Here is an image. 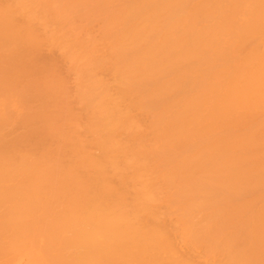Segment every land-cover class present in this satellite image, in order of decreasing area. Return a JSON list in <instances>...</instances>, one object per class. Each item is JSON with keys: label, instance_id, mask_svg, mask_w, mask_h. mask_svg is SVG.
Listing matches in <instances>:
<instances>
[{"label": "bare ground", "instance_id": "6f19581e", "mask_svg": "<svg viewBox=\"0 0 264 264\" xmlns=\"http://www.w3.org/2000/svg\"><path fill=\"white\" fill-rule=\"evenodd\" d=\"M0 264H264V0H0Z\"/></svg>", "mask_w": 264, "mask_h": 264}]
</instances>
